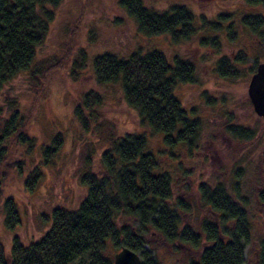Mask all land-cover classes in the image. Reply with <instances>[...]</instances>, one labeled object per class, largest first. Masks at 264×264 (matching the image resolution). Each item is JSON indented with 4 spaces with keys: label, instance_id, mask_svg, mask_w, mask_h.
Segmentation results:
<instances>
[{
    "label": "rangeland",
    "instance_id": "obj_1",
    "mask_svg": "<svg viewBox=\"0 0 264 264\" xmlns=\"http://www.w3.org/2000/svg\"><path fill=\"white\" fill-rule=\"evenodd\" d=\"M119 1L63 0L29 69L0 88V127L15 114L36 143L30 150L13 141L6 144V158L0 167L1 244L7 251L11 239L17 237L27 245L48 229L54 209H74L86 193L81 176L87 170L99 169L101 153L111 139L140 128L137 113L124 101L120 85L95 82L93 58L105 52L124 57L132 51L154 49L170 63L180 58L193 64L195 82L177 84L174 96L189 117L200 120L201 127L190 148L181 143L167 146L162 134L149 133L146 152L156 158L158 172L170 174L171 201L180 199L189 205L181 216L182 224L194 230L200 221L210 218L208 208L200 205L198 185L220 184L231 195L232 185L238 184L242 196L251 199L247 206L251 242L245 246V264H256L264 236V205L253 197L264 190V118L253 112L247 84L254 61L264 59V43L241 18L264 17V6L248 5L243 0H142L156 11L178 4L192 12V33L173 41L166 34L146 37L139 33ZM240 53L244 61L235 64L238 76L221 77L220 59L233 60ZM88 91L101 99L95 108L97 121L83 131L73 110ZM242 127L253 130V139L236 137L227 129ZM58 135L60 144L43 163L44 148ZM33 171L40 175L30 190L25 180ZM6 197L14 200L19 214V223L12 231L4 225ZM149 229L143 234L144 248L161 264H185L193 255L176 252L159 233ZM115 252L108 247L107 255L113 257Z\"/></svg>",
    "mask_w": 264,
    "mask_h": 264
},
{
    "label": "trees",
    "instance_id": "obj_2",
    "mask_svg": "<svg viewBox=\"0 0 264 264\" xmlns=\"http://www.w3.org/2000/svg\"><path fill=\"white\" fill-rule=\"evenodd\" d=\"M62 1L0 0V88L29 69ZM243 1L264 6V0ZM119 5L146 37L166 34L179 41L192 33L194 16L184 5L174 4L162 11L153 10L142 0H120ZM241 23L259 33L264 43L262 16L249 15L241 18ZM243 61L241 53L233 60L221 58L219 75L237 77L235 64ZM256 63L259 62L254 61L252 72ZM92 72L97 84L120 85L124 101L137 113L140 128L111 139L101 153L99 169L87 170L80 178L86 187L84 197L74 209H54L49 227L40 237L27 245L13 237L7 251L0 242V264H111L109 246L117 251L121 246L128 247L139 254V264H161L144 248L143 234L149 228L173 245L176 252L193 254L185 264H245V246L251 242L247 213L250 199L242 196L238 184L232 185L231 195L220 184L198 185L200 205L208 208L210 218L200 221L194 230L182 224L181 216L189 205L180 199L171 201L170 174L158 172L156 158L146 152L149 133L162 134L167 146L194 145L200 120L189 117L174 96L177 84L195 82L193 64L180 58L170 63L154 49L132 51L124 57L105 52L93 58ZM100 99L97 93L88 91L74 107V118L83 131L97 121L95 108ZM25 128V122L15 114L0 127V167L6 158L8 141L28 150L36 146ZM227 129L233 135L254 136L253 130L244 127ZM60 141L58 135L44 148L43 163L49 161ZM39 175V171L28 175V189L33 188ZM258 196L264 201V190ZM3 212L5 228L12 231L19 223V214L11 197L4 199ZM256 264H264V236L259 242Z\"/></svg>",
    "mask_w": 264,
    "mask_h": 264
},
{
    "label": "water",
    "instance_id": "obj_3",
    "mask_svg": "<svg viewBox=\"0 0 264 264\" xmlns=\"http://www.w3.org/2000/svg\"><path fill=\"white\" fill-rule=\"evenodd\" d=\"M247 96L254 113L259 117H264V59L256 66L255 72L250 76L247 84ZM140 256L138 253L121 246L113 254L111 264H139Z\"/></svg>",
    "mask_w": 264,
    "mask_h": 264
},
{
    "label": "flooded vegetation",
    "instance_id": "obj_4",
    "mask_svg": "<svg viewBox=\"0 0 264 264\" xmlns=\"http://www.w3.org/2000/svg\"><path fill=\"white\" fill-rule=\"evenodd\" d=\"M251 16H262L263 17V15L261 14V15H251ZM264 18V17H263ZM256 69V68H255ZM254 72H255V70H254ZM254 72H252V74L254 73ZM251 74V75H252ZM250 79V78H249ZM252 106V105H251ZM254 112V111H253ZM256 115V114H255ZM257 116V115H256ZM259 117V116H258ZM260 118H264V117H260ZM236 137H239V138H244V139H249V140H251V139H253V138H246V136L245 135H236V133L234 134ZM262 160H263V162H264V152H263V154H262ZM262 192V191H261ZM260 192V193H261ZM260 193H256L255 195H254V197H253V200L256 202V203H259V204H261V205H264V201H262L261 200V198L258 196V195H260ZM250 199V198H249ZM251 200V199H250ZM256 258H257V255H256Z\"/></svg>",
    "mask_w": 264,
    "mask_h": 264
}]
</instances>
